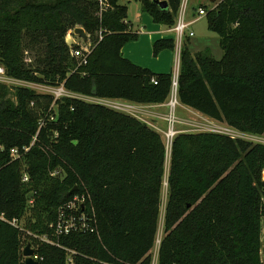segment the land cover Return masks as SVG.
<instances>
[{"label": "trees", "instance_id": "16d2710c", "mask_svg": "<svg viewBox=\"0 0 264 264\" xmlns=\"http://www.w3.org/2000/svg\"><path fill=\"white\" fill-rule=\"evenodd\" d=\"M166 1L161 8L139 0L140 9L170 27L181 0ZM212 2L200 7L222 55L217 59L208 48L192 52L185 37L177 99L264 138V0ZM76 26L89 42L81 57L72 54L81 44H68L78 38L68 34ZM136 38L119 0H0V64L17 80L62 84L94 98L162 103L173 73L124 57L122 46ZM164 49H174L172 37L152 43L154 56ZM165 159L160 133L133 115L0 82V264H23L26 243L39 264H66L63 247L75 251L71 264H150ZM55 169L60 176L51 175ZM263 170V142L215 131L176 133L158 264H264ZM75 196L84 197L78 211L94 213V230L56 235L59 209ZM13 218L21 229L7 222Z\"/></svg>", "mask_w": 264, "mask_h": 264}, {"label": "built area", "instance_id": "2783aa9c", "mask_svg": "<svg viewBox=\"0 0 264 264\" xmlns=\"http://www.w3.org/2000/svg\"><path fill=\"white\" fill-rule=\"evenodd\" d=\"M185 7H186V2L185 0L182 1L180 4L179 10L177 12L176 18H175V23L170 26V31L174 33L173 35V40H174V49L177 53V57H179L180 53V48L182 46L183 40L185 37H193L194 36V31L190 29V25L192 22H188L185 19ZM197 15H205V10L203 7H198L197 9ZM73 33V30L69 31V33ZM74 34V33H73ZM71 35V34H70ZM75 35V34H74ZM77 36V35H76ZM71 37V36H70ZM78 37V36H77ZM73 38V37H72ZM80 38V37H78ZM81 39V38H80ZM82 44L79 48H76L73 50L72 54L75 57H81L84 55V53L88 52V44H84L83 40L81 39ZM177 75H178V69L175 70L173 74V83H172V91L170 93L167 106H168V115L166 116V121H167V128L165 131H163L164 134V143L167 148H170L171 141L174 137V135L177 133V130L174 129V123L177 121V119L174 117V108L176 103L178 102L177 99ZM10 80L12 81H17L18 83L21 80H17L11 77H8L5 73L4 67L0 64V82L3 83V81ZM152 81L155 83V80L152 79ZM22 86V85H21ZM48 94L52 95L53 99H59L64 96H72V97H78L80 99L86 100V101H92V102H98L101 104H104L108 107L114 108V109H121L120 106L115 105L113 102L108 101L109 103L102 101L105 100V98H94V97H88L84 95H79L76 93H73L63 87L62 84L59 86H48ZM215 132L223 133L226 135H229L231 137H241L244 139H252L251 136L255 137L254 135L250 134H245L242 132L237 131L236 129L230 127V126H223L220 127L216 130ZM248 135V136H246ZM258 137V136H257ZM259 142H263L258 140ZM264 143V142H263ZM170 150V149H169ZM11 154L14 156L17 154V150L15 148L10 149ZM51 175L53 176H60L61 171L59 169H55L51 172ZM262 179L264 180V170L262 171ZM22 180L26 181L27 180V175L23 174ZM84 197L83 196H75L72 200H70L64 207H61L58 212V216L56 221L52 224L54 228V232L56 235H61V234H68L70 232H79V231H90L92 232L94 230L93 223L95 222V216L94 213L91 212L90 214L84 212V211H78L80 207H83ZM9 224L12 226L21 229V224L20 222L16 219L13 218L11 220H7ZM159 233L157 235V238L154 242L156 243V249L152 256H150V264H158V248L160 244L161 237L159 238ZM41 240H46L49 241L45 236L40 237ZM154 244V243H153ZM63 249L66 251V264H71L72 263V254L75 253L74 250L68 249L66 247H63ZM33 258L39 262V258L36 254L33 255ZM96 264H123L119 263L116 261L110 262V261H97Z\"/></svg>", "mask_w": 264, "mask_h": 264}, {"label": "crops", "instance_id": "0c3cea01", "mask_svg": "<svg viewBox=\"0 0 264 264\" xmlns=\"http://www.w3.org/2000/svg\"><path fill=\"white\" fill-rule=\"evenodd\" d=\"M182 1L183 0H181V3ZM185 2H186V7H185L184 17L186 21L192 22L190 25V27H192L193 24L198 19V17H200L197 15V9L200 6H195L197 7L196 10L193 5H191V9H187V0H185ZM127 20L130 24L131 29L137 32V38L126 42L122 46L121 53L124 57H126L133 63L142 67H147L154 72L173 73V70L179 68V57H177V53L175 49L161 50L156 56H154L152 52V43L156 39L169 38V37L173 38V34H171L169 26L153 22L151 16L146 12H141L138 15L137 21L140 22V24L136 23V25H134L133 21H130L128 19V5H127ZM174 62H175V68H174ZM168 99L169 97L164 102L156 103V104L136 103L123 99H109V100L111 101L115 100L113 101V103L121 107V109H117V110L133 115L138 119H140L141 121L148 124L156 131H160L158 127L159 124L161 122L167 123L165 118L168 115V106H167ZM177 104H179L182 109H189V107L182 105L179 101L177 102ZM198 116L201 117V115ZM202 117H203L202 119L205 120L206 125L212 128V130L210 131H214L226 125L225 123L216 121L214 119L213 121L211 120L212 118L210 117L209 118L205 116ZM182 120L183 119L181 117H178L177 119L178 123H182ZM201 131H207V130H201ZM178 132H198V131H188V130L186 131V130L178 129L177 133ZM262 232L264 233L263 223H262Z\"/></svg>", "mask_w": 264, "mask_h": 264}, {"label": "rangeland", "instance_id": "374dc122", "mask_svg": "<svg viewBox=\"0 0 264 264\" xmlns=\"http://www.w3.org/2000/svg\"><path fill=\"white\" fill-rule=\"evenodd\" d=\"M120 3H124L126 5H128V19L130 21H133L134 25H136V23L140 24V22H138V15L142 12L140 9V2L139 0H119ZM206 5L208 7H213L215 5V2L209 1V0H187V9H191V5L195 6H201V5ZM197 9V7H195V10ZM190 29H192L195 33V35L193 37H191L189 39V42L187 43V47L188 50L192 51V52H197L199 50L208 48L212 55L219 59L222 55V50L219 47V41H218V36L216 33L209 31L206 27V18L205 15H202L200 17H198V19L196 20V22L193 24L192 27H190ZM171 34L174 35L173 32H171ZM80 43L81 39L79 38H70L68 41L69 43ZM84 44H88V40L86 42H83ZM26 53V52H25ZM25 60L26 61H30L31 60V54L27 53L25 54ZM174 68H175V62H174ZM175 70H173V74H174ZM17 81H10V80H4L3 83L7 84L10 87L13 86H17V85H22V86H26L29 87L31 89H34L36 92H40V93H48V87L46 85L43 84H34V83H28L25 81H19L18 83H16ZM172 91V90H171ZM105 101L107 103L113 102L111 100H109L108 98H106ZM174 117L176 119H178V117H181L182 123H178V121H175L174 123V129L178 130V129H182V130H188V131H201V130H207L210 131L212 130V128L208 125H206V122L204 119H202L203 115L202 113L196 111L195 109H192L189 107V109H182L180 107L179 104L176 103L175 108H174ZM198 115H201L198 116ZM207 117V116H205ZM209 118V117H208ZM213 120V119H211ZM214 121V120H213ZM167 123H160L159 124V130L158 131L162 137V139L164 140V134L163 131L166 130L167 128ZM228 126V125H225ZM248 136V135H246ZM252 139H250L251 141H263L264 142V138L261 136H251ZM249 140V139H248ZM166 146V145H165ZM169 149L166 147V159H165V168H164V176H163V184H162V189H161V203H160V208H159V213H158V218H157V230H156V234H155V240L157 238V235L159 233V236L162 238L164 232H163V216H164V207H165V201H166V191H167V185H166V177H167V173H168V166H169ZM262 223L264 226V217L262 219ZM21 224V222H20ZM159 237V238H160ZM261 241H262V245H261V258L264 262V233L262 232L261 235ZM27 244V243H26ZM25 244V245H26ZM32 247V245H30ZM33 248V247H32ZM156 249V243L154 242L153 247L150 250V256H152V254L154 253Z\"/></svg>", "mask_w": 264, "mask_h": 264}, {"label": "water", "instance_id": "95a60500", "mask_svg": "<svg viewBox=\"0 0 264 264\" xmlns=\"http://www.w3.org/2000/svg\"><path fill=\"white\" fill-rule=\"evenodd\" d=\"M153 1L157 3L161 8L167 7L166 0H153ZM210 1H213V0H210ZM73 33L77 35L78 37H80L84 42L88 40L85 30L81 26H76L73 29ZM34 254H35L34 249L30 246L29 243H27L22 249V255L24 257L23 264H39V262L33 258Z\"/></svg>", "mask_w": 264, "mask_h": 264}]
</instances>
